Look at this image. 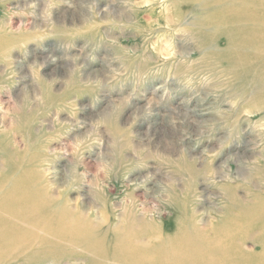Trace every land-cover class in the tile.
I'll use <instances>...</instances> for the list:
<instances>
[{
  "label": "rangeland",
  "instance_id": "1",
  "mask_svg": "<svg viewBox=\"0 0 264 264\" xmlns=\"http://www.w3.org/2000/svg\"><path fill=\"white\" fill-rule=\"evenodd\" d=\"M216 1L0 0V179H38L123 228L38 264H135L116 260L123 243L110 253L122 233L178 240L264 216V38L241 30L264 7Z\"/></svg>",
  "mask_w": 264,
  "mask_h": 264
},
{
  "label": "bare ground",
  "instance_id": "2",
  "mask_svg": "<svg viewBox=\"0 0 264 264\" xmlns=\"http://www.w3.org/2000/svg\"><path fill=\"white\" fill-rule=\"evenodd\" d=\"M223 1L226 2L222 0L219 1L220 4H223ZM219 2L216 1L215 4ZM263 7L264 0L259 5L260 11ZM217 13L215 17L224 14L223 11ZM224 15L228 24L227 32L222 38L233 46L236 39L233 41L231 38L240 30L236 26L238 20L231 8L229 13ZM257 19L254 17L252 25L248 28L241 26V30L244 34L247 29L249 34L263 40L264 19ZM256 20L258 25L254 24ZM257 67L254 65V68ZM14 182L0 179V262L12 260L11 264H38L37 260L42 256H61L65 254L66 249L84 243L87 240L84 239L87 236L84 234L86 229L95 233H102V225H107L110 227L109 231L114 233H121L120 230L123 229L112 228L109 224L110 217H104L103 222H96L73 212L69 205H60L57 200L48 197L45 190L38 187V179ZM125 212L124 209V215ZM243 217L246 218L244 222L235 223L231 229L218 227L215 232L205 228L200 230L197 237L183 236L178 240H161L149 236L148 241L140 242L142 235L122 233L119 238L116 237L117 242L113 243L110 253L114 256L118 244L123 243L122 249L126 250H120L123 255L118 252L116 260L133 261L135 264H264V216L256 215L247 209L243 211ZM254 229L257 230L256 235L251 233ZM249 241L254 243V251L245 250L244 246ZM83 249L95 254L94 247L85 244ZM131 251L138 252V256L130 255ZM99 253L103 254L102 251ZM91 260L93 262V258Z\"/></svg>",
  "mask_w": 264,
  "mask_h": 264
}]
</instances>
